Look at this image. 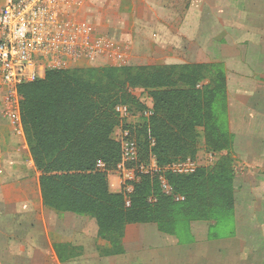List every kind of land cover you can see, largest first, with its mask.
Listing matches in <instances>:
<instances>
[{
	"label": "crops",
	"instance_id": "obj_1",
	"mask_svg": "<svg viewBox=\"0 0 264 264\" xmlns=\"http://www.w3.org/2000/svg\"><path fill=\"white\" fill-rule=\"evenodd\" d=\"M94 1H87L80 16L97 27L90 18ZM129 1L121 7L116 0L118 15L112 17L113 28L127 31V41L113 37L128 44L129 65L223 66L232 153L241 141V174L246 176L243 211L235 187L231 218L238 230L212 233L220 224L198 220L180 238L161 232L155 223H133L126 227L123 253L102 255L100 247L108 242L99 237L96 219L44 204L41 172L26 135H15L0 117V264H264V0H224L223 7L217 0H204L207 5L200 0ZM4 4L0 0V11ZM221 19L223 27L217 25ZM60 244L67 246L63 255L75 256L61 261ZM206 253L210 261L202 260Z\"/></svg>",
	"mask_w": 264,
	"mask_h": 264
},
{
	"label": "trees",
	"instance_id": "obj_2",
	"mask_svg": "<svg viewBox=\"0 0 264 264\" xmlns=\"http://www.w3.org/2000/svg\"><path fill=\"white\" fill-rule=\"evenodd\" d=\"M136 88L148 91L154 102V115L140 137L141 160L155 155L163 167L195 159L201 137L207 149L218 154L213 166L191 175L167 173L183 201L165 194L157 176L145 175L135 183L130 206L122 192L110 188L108 171L116 169L122 157L114 138L119 125L115 108L142 106L132 93ZM20 95L44 204L96 219L99 237L108 242L100 247L102 255L123 253L129 224L155 223L161 232L181 238L192 221L223 224L233 216L234 136L227 121V79L221 64L48 69L43 78L22 85ZM99 161L106 164L105 171L97 169ZM152 196L156 201H149ZM64 247L57 245L61 261L75 256L63 255Z\"/></svg>",
	"mask_w": 264,
	"mask_h": 264
},
{
	"label": "built area",
	"instance_id": "obj_3",
	"mask_svg": "<svg viewBox=\"0 0 264 264\" xmlns=\"http://www.w3.org/2000/svg\"><path fill=\"white\" fill-rule=\"evenodd\" d=\"M87 1L5 0L0 11V117L8 121L15 135L25 136L20 87L43 78L48 69L129 65L128 44L98 31L80 16ZM115 111L121 118L130 115L126 104L117 105ZM144 115L153 116V108H147ZM117 141L122 157L116 169L122 176L121 192L126 206L131 205L135 183L145 175L157 176L165 194L173 195L176 201L184 200V196L174 193L167 173L191 175L198 169L196 159L178 160L162 167L155 155L149 161L141 160L131 129H122ZM151 144H155V139ZM208 158L213 162L215 154L209 153ZM97 169L105 171L106 164L99 161ZM149 201L156 198L152 196Z\"/></svg>",
	"mask_w": 264,
	"mask_h": 264
},
{
	"label": "rangeland",
	"instance_id": "obj_4",
	"mask_svg": "<svg viewBox=\"0 0 264 264\" xmlns=\"http://www.w3.org/2000/svg\"><path fill=\"white\" fill-rule=\"evenodd\" d=\"M116 0H95L93 2V8H95V10H93V12L90 14V18L92 17V20L97 24L98 31L100 32H107L109 34H111L112 36H118L124 40L127 41V39L125 38V34L127 33V31H119L118 29L113 28L112 26V17L115 15H118L116 11H113V8L116 6L115 4ZM187 1V0H185ZM184 1V2H185ZM202 5H207L208 3L204 0H200ZM191 3V0H189L188 4ZM130 4L129 0H121L120 6L121 7H125L127 5ZM218 6L223 7L225 6L226 2L224 0H217L216 3ZM221 16H224L223 14H220ZM93 24V23H92ZM224 20L221 19V22L218 23L217 25L220 27H223L224 25ZM95 25V24H93ZM96 26V25H95ZM223 31H221L222 33ZM137 63V62H136ZM135 62H130V65L132 66H139V64H136ZM143 64V63H142ZM154 64H159V61L151 62L148 65H154ZM162 65V64H159ZM88 67H94V66H88ZM100 67V66H98ZM87 68V67H86ZM235 87L234 85H232V88ZM133 95L136 97L137 101L143 106H138L135 103H129L127 104L130 107V115L125 117V118H121L118 116L119 119V125L116 127V132L114 134V138L117 139L119 138V135L121 134V130L125 129V128H129L132 130L133 135L136 139V142L138 144L139 147V142H140V137L143 136V129L146 125L149 124V119L152 117H146L144 115V111L147 108H153L154 106V102L152 100L153 104H150V95L148 94V91L144 90L143 88H136L133 89L132 91ZM150 106V107H149ZM3 121V123L7 124L6 120H1V122ZM142 131V133H141ZM149 131V127L147 128V132ZM150 133V131L148 132V134ZM26 135V134H25ZM264 139V137H263ZM264 141V140H263ZM241 149H242V142L238 141L237 143V148L234 149V152L232 153V157L234 158V155H236L237 157H235V163H234V169H236V180H235V187H236V198L238 201V207L241 211H243V205H242V201L244 199L245 196V184H246V176H242L241 171L243 169L242 166V158L240 157L239 154L241 153ZM198 153L195 157V159L197 160L198 163V168L200 167H211L216 163L218 154L212 151H209L205 145V141L204 138L201 137L199 144H198ZM139 152L141 155V151H140V147H139ZM209 153H214L215 154V161L211 162L208 158V154ZM234 154V155H233ZM151 155H149L150 158ZM141 158V157H140ZM148 159H145L143 161H149ZM236 166V168H235ZM109 174V182H110V188L112 191L114 192H121L122 190V185H121V179L122 176L120 175V173L117 171V169H113L110 170L108 172ZM253 176V175H252ZM152 177V176H151ZM245 177V178H244ZM254 181V180H253ZM253 183V182H252ZM264 212V211H263ZM236 220V219H235ZM230 230L233 231H237V224L236 221H234L233 218L227 219L225 223L220 224L219 226H216V228L212 231V233H222V234H227V232H229ZM204 242H201L203 246H207L205 243L207 240L204 239ZM107 242V241H106ZM208 242V241H207ZM210 255H208V253H206L205 255L202 256V260L203 261H210L211 258Z\"/></svg>",
	"mask_w": 264,
	"mask_h": 264
}]
</instances>
